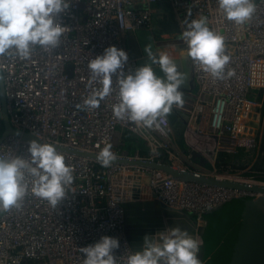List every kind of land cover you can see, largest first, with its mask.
<instances>
[{
	"label": "built area",
	"instance_id": "built-area-1",
	"mask_svg": "<svg viewBox=\"0 0 264 264\" xmlns=\"http://www.w3.org/2000/svg\"><path fill=\"white\" fill-rule=\"evenodd\" d=\"M161 1L172 7L194 83L183 104L172 106L184 122L183 140L189 146L185 149L176 143L168 116L159 128H147L113 115L118 90L115 75L114 91L99 107H76L92 89L88 61L108 45L127 51L126 33L150 29L152 4ZM255 4L251 19L238 25L223 15L218 0H72L59 14L70 29L61 45L51 52L36 45L28 58L0 55L10 123L33 135L38 132L43 141L54 144L64 153L75 178L55 208L29 192L19 208L0 212V264H83L79 248L101 235L119 239L115 254L118 264H123L133 250L125 235L122 204L141 198L142 185L147 186L150 198L155 193L159 201L195 215L198 223L204 222V213L224 201L254 195L178 180L144 165L111 162L103 166L97 158L65 148L98 153L110 143L116 157L155 160L227 178L221 172L229 174L242 166L232 159L246 157L264 115V0H255ZM200 15L207 17L210 28L222 32L230 56L225 73L231 69L233 75L213 78L186 54L180 38L183 21ZM141 64L138 58L128 57L125 71ZM154 68L160 69L158 65ZM125 131L139 139L140 149L124 147L121 134ZM28 142L8 135L0 141V155L26 156Z\"/></svg>",
	"mask_w": 264,
	"mask_h": 264
},
{
	"label": "clouds",
	"instance_id": "clouds-1",
	"mask_svg": "<svg viewBox=\"0 0 264 264\" xmlns=\"http://www.w3.org/2000/svg\"><path fill=\"white\" fill-rule=\"evenodd\" d=\"M72 0H0V55L15 53L20 58L31 56L39 45L51 52L61 45L70 29L59 14L70 7ZM223 15L241 25L255 12V0H218ZM190 15V13H189ZM180 38L186 54L198 62L213 78L233 75L225 67L230 56L225 52L222 32L209 27L207 17L185 19ZM149 62L125 71L128 53L116 45H108L87 64L90 93L77 108L99 107L101 100L113 93L114 75L118 86L112 105L117 119H127L144 127L159 128L172 112V106L183 104L181 85L186 73L178 69L167 51H153L145 45ZM158 65L163 75L157 74ZM99 84V87L94 86ZM28 142L27 155H0V212L19 208L24 197L33 193L55 208L68 194L74 182L73 168L54 144L45 142L38 132ZM103 166L116 159L110 143L96 155ZM202 240L179 224L143 236L140 250L128 251L123 264H203L199 256ZM117 237L101 235L96 241L79 248L83 264H118L115 250Z\"/></svg>",
	"mask_w": 264,
	"mask_h": 264
},
{
	"label": "water",
	"instance_id": "water-1",
	"mask_svg": "<svg viewBox=\"0 0 264 264\" xmlns=\"http://www.w3.org/2000/svg\"><path fill=\"white\" fill-rule=\"evenodd\" d=\"M190 84L191 86H194L193 77L190 79ZM168 117L171 126H174L179 118L175 111L169 113ZM0 118V128L2 127L0 141L11 134L20 136L22 139L28 141L36 138L32 133L16 129L10 123L1 70ZM65 149L90 158H96L97 155L95 152L70 148ZM112 162L138 164L152 168H159L169 173L172 177L182 181H192L201 184L258 193L257 195L245 198L237 239L233 246L231 258L226 264H264V183L249 180L219 178L215 175L197 173L155 160L116 157ZM203 163L204 162H202V164ZM122 205L124 207L125 235L133 251L140 250L143 243V236L145 234L162 231L166 227L175 224H179L182 228H186L190 233H193L196 237L199 236L202 240V232L206 225V220L203 218V224L195 228V224L198 223L196 217L187 211L171 207L159 201L156 198L155 193H152L150 199L142 201L132 200L125 202Z\"/></svg>",
	"mask_w": 264,
	"mask_h": 264
},
{
	"label": "crops",
	"instance_id": "crops-1",
	"mask_svg": "<svg viewBox=\"0 0 264 264\" xmlns=\"http://www.w3.org/2000/svg\"><path fill=\"white\" fill-rule=\"evenodd\" d=\"M152 9V25L150 29L126 33L124 41L128 57L138 58L142 64L149 62L145 52V45L151 46L153 51L156 52L160 50L167 51L175 59L178 69L186 73L185 81L181 85L184 98L188 87L191 86V75L181 40L178 38L179 34H177L178 29L174 21L172 7L169 2L161 1L152 4ZM155 71L157 74L163 75L160 69ZM179 122L180 120L174 126L179 124ZM232 160L242 165H238L234 171L241 172L240 168L246 167V174L251 172L254 175H264V115L260 128L256 129V134L253 136L250 150H246V157L237 155Z\"/></svg>",
	"mask_w": 264,
	"mask_h": 264
},
{
	"label": "trees",
	"instance_id": "trees-1",
	"mask_svg": "<svg viewBox=\"0 0 264 264\" xmlns=\"http://www.w3.org/2000/svg\"><path fill=\"white\" fill-rule=\"evenodd\" d=\"M1 133L2 127L0 135ZM134 139H136L134 134L128 131L123 132L124 147L129 149V142ZM176 143L182 149L186 148L181 135L178 137L176 135ZM141 151L144 153L145 149H141ZM246 177L264 181V175H254L251 172L247 173ZM245 198L247 197H232L203 214L206 225L202 232V244L199 252L203 264H226L229 262L237 239ZM193 216L195 217V215Z\"/></svg>",
	"mask_w": 264,
	"mask_h": 264
},
{
	"label": "rangeland",
	"instance_id": "rangeland-1",
	"mask_svg": "<svg viewBox=\"0 0 264 264\" xmlns=\"http://www.w3.org/2000/svg\"><path fill=\"white\" fill-rule=\"evenodd\" d=\"M0 126H1V118H0ZM171 128H172V132L175 136V139H176V135H177V137L179 135L184 137V131H183L184 122L182 120H180L179 124L175 125L174 127L171 126ZM119 135H120V133H119ZM121 138H122V134H121ZM129 143H130L129 149H137V148L140 149L141 148V142L139 141V139L137 137H136V139L130 141ZM186 147L189 148L188 145ZM240 169H241V172L240 171H232L229 174H227L225 172H221V174H224V176H228L227 178H230V179L247 180L249 177H246V167L245 168L242 167ZM218 176L222 177L220 175H218ZM145 199H150V196L148 195V192H147V186L142 185V196H141V198H139L137 200H145ZM199 224L202 225L203 224L202 221H200ZM197 238L200 239L199 236Z\"/></svg>",
	"mask_w": 264,
	"mask_h": 264
},
{
	"label": "bare ground",
	"instance_id": "bare-ground-1",
	"mask_svg": "<svg viewBox=\"0 0 264 264\" xmlns=\"http://www.w3.org/2000/svg\"><path fill=\"white\" fill-rule=\"evenodd\" d=\"M170 52V51H169ZM219 177V176H218ZM219 178H224V177H219ZM239 190V189H237ZM239 192H242V193H253V192H250V191H246V190H239ZM254 195H257L258 193H253ZM147 200V199H145ZM137 201H142V200H137ZM198 225H200L199 223L195 224V228L198 227Z\"/></svg>",
	"mask_w": 264,
	"mask_h": 264
}]
</instances>
